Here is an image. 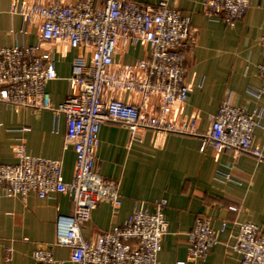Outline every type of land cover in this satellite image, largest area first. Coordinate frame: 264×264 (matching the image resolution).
Masks as SVG:
<instances>
[{
	"label": "built area",
	"instance_id": "2783aa9c",
	"mask_svg": "<svg viewBox=\"0 0 264 264\" xmlns=\"http://www.w3.org/2000/svg\"><path fill=\"white\" fill-rule=\"evenodd\" d=\"M204 13L225 25L243 18L249 0H202ZM10 14L36 24L39 45L0 48V103L16 109L49 110L65 117L63 147L75 154V169L69 182L62 178L58 161L31 158L22 144L13 148L14 164H0V190L5 197L25 200L29 194L45 198L66 194L72 211L59 216L63 227L55 245L69 249L72 264H158L161 242L167 233L165 200L155 201L153 211L133 210L119 227L84 238L81 228L98 203H108L113 213L121 204L117 183L97 170L96 150L99 128L104 123L125 126L130 137L151 130L163 134L198 137L199 150L207 147L217 154L250 155L264 160L263 152L253 144L254 131L264 120V108L246 111L222 102L209 118V128L200 133L197 118L172 115L175 105L189 96L184 63L189 42L190 18L166 1L144 7L133 0H105L100 9L92 0L65 4L50 0L46 4L12 3ZM61 42L73 50H86L88 60L75 57L67 79L65 99L52 104L46 86L57 79L53 53L39 56L42 44ZM264 52V28L260 37ZM143 47L146 55L132 64H119L115 57L129 48ZM260 85L249 88L255 98L264 97V59L257 66ZM140 99L124 103L115 94ZM208 217L195 218L186 235L187 260H203L218 243V233ZM230 248L240 256V264H264V228L251 223L236 227ZM10 254V250H6ZM32 258L42 264H63L50 250L40 249Z\"/></svg>",
	"mask_w": 264,
	"mask_h": 264
},
{
	"label": "crops",
	"instance_id": "0c3cea01",
	"mask_svg": "<svg viewBox=\"0 0 264 264\" xmlns=\"http://www.w3.org/2000/svg\"><path fill=\"white\" fill-rule=\"evenodd\" d=\"M50 0H0V48L39 45L36 24L9 13L12 3L46 4ZM84 0H63L73 4ZM105 0H92L102 8ZM144 7L166 1L183 16L190 18L189 42L185 51L184 71L188 99L175 105L172 115L196 117L197 128L205 133L209 118L222 102L248 112L264 108V97L248 92L260 80L257 66L264 59L260 37L264 28V0H249L243 18L233 24L213 21L203 11L202 0H133ZM53 53L57 79L46 91L53 105L66 97L67 79L75 57L88 60L86 50H73L66 44H42L39 56ZM143 47L119 52V64H132L144 58ZM124 103H138L139 98L115 94ZM65 117L49 110L16 109L0 103V164H14L13 148L22 144L31 158L58 161L64 182L75 169V154L64 148ZM253 144L264 154V120L253 134ZM198 137L140 131L130 137L121 124L104 123L99 128L96 166L99 174L117 183L121 204L113 213L108 203H98L81 228L84 238L122 226L133 210L153 211L152 204L166 201L164 210L168 227L161 242L158 264H240V256L231 248L236 227L251 223L264 228V160L250 155L217 154L207 147L199 150ZM71 198L51 194L38 198L29 194L25 200L5 197L0 190V264H42L32 258L40 249L50 250L63 264L69 261V249L56 246L62 232L57 219L71 214ZM205 216L211 227L219 230L223 222L228 230L218 233V243L203 260H187L186 235L195 218ZM10 250V254H6Z\"/></svg>",
	"mask_w": 264,
	"mask_h": 264
}]
</instances>
